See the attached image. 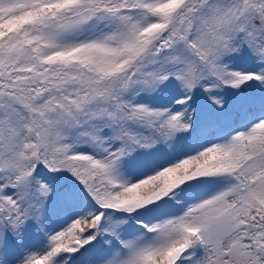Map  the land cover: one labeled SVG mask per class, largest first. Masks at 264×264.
Returning <instances> with one entry per match:
<instances>
[{
  "label": "snow or ice",
  "instance_id": "1",
  "mask_svg": "<svg viewBox=\"0 0 264 264\" xmlns=\"http://www.w3.org/2000/svg\"><path fill=\"white\" fill-rule=\"evenodd\" d=\"M0 264H264V0H0Z\"/></svg>",
  "mask_w": 264,
  "mask_h": 264
}]
</instances>
